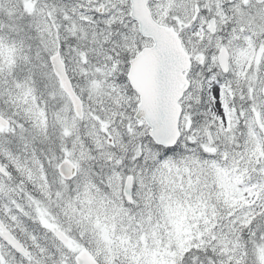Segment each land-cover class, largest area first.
<instances>
[{
  "label": "snow or ice",
  "instance_id": "obj_1",
  "mask_svg": "<svg viewBox=\"0 0 264 264\" xmlns=\"http://www.w3.org/2000/svg\"><path fill=\"white\" fill-rule=\"evenodd\" d=\"M0 264H264V0H0Z\"/></svg>",
  "mask_w": 264,
  "mask_h": 264
}]
</instances>
